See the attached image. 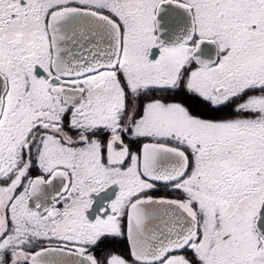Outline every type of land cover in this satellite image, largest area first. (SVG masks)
Listing matches in <instances>:
<instances>
[{"label": "snow or ice", "instance_id": "snow-or-ice-1", "mask_svg": "<svg viewBox=\"0 0 264 264\" xmlns=\"http://www.w3.org/2000/svg\"><path fill=\"white\" fill-rule=\"evenodd\" d=\"M0 264H264V0H0Z\"/></svg>", "mask_w": 264, "mask_h": 264}]
</instances>
